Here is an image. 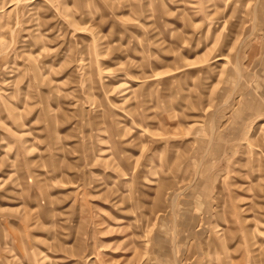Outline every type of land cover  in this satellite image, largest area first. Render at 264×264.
<instances>
[{
    "label": "rangeland",
    "instance_id": "rangeland-1",
    "mask_svg": "<svg viewBox=\"0 0 264 264\" xmlns=\"http://www.w3.org/2000/svg\"><path fill=\"white\" fill-rule=\"evenodd\" d=\"M0 264H264V0H0Z\"/></svg>",
    "mask_w": 264,
    "mask_h": 264
}]
</instances>
